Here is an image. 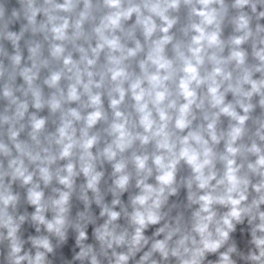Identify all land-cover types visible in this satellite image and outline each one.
<instances>
[{"label": "clouds", "instance_id": "1", "mask_svg": "<svg viewBox=\"0 0 264 264\" xmlns=\"http://www.w3.org/2000/svg\"><path fill=\"white\" fill-rule=\"evenodd\" d=\"M0 264H264V0H0Z\"/></svg>", "mask_w": 264, "mask_h": 264}]
</instances>
